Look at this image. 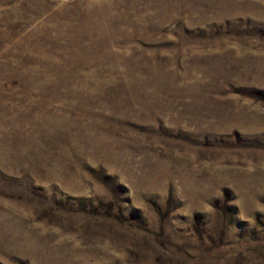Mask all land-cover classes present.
I'll return each mask as SVG.
<instances>
[{
  "label": "rangeland",
  "instance_id": "obj_1",
  "mask_svg": "<svg viewBox=\"0 0 264 264\" xmlns=\"http://www.w3.org/2000/svg\"><path fill=\"white\" fill-rule=\"evenodd\" d=\"M0 264H264V0H0Z\"/></svg>",
  "mask_w": 264,
  "mask_h": 264
}]
</instances>
